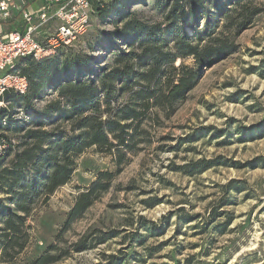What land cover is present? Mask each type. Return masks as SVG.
<instances>
[{
	"label": "rangeland",
	"instance_id": "obj_1",
	"mask_svg": "<svg viewBox=\"0 0 264 264\" xmlns=\"http://www.w3.org/2000/svg\"><path fill=\"white\" fill-rule=\"evenodd\" d=\"M110 2L94 0L87 32L53 56L62 61L67 56L90 58L96 65L110 62L111 50L97 42L114 29L115 17L101 18L96 8ZM155 3L141 0L127 7L142 21L157 23L162 10ZM256 3L263 10L235 37L236 52L202 70L175 112L160 116L150 129L151 142L130 155L110 188L65 228L76 195L99 171L115 170L111 156L94 148L75 156L70 181L47 200L31 204L24 219L25 247L0 264H26L50 245L69 251L52 264H264V0ZM45 91L31 99L38 109L55 96ZM0 109L8 110L11 119H28L5 96ZM3 119L0 131L16 145L21 132L6 128ZM205 128L210 131L186 140ZM199 160L211 162L191 175L174 169ZM231 181L236 186L228 189ZM145 199L158 203L146 207ZM99 231L115 234L96 243ZM83 236L87 248L73 251L72 243Z\"/></svg>",
	"mask_w": 264,
	"mask_h": 264
},
{
	"label": "trees",
	"instance_id": "obj_2",
	"mask_svg": "<svg viewBox=\"0 0 264 264\" xmlns=\"http://www.w3.org/2000/svg\"><path fill=\"white\" fill-rule=\"evenodd\" d=\"M138 2L112 0L96 6L101 18L115 17L114 29L97 42L111 50L110 62L96 65L90 58L67 56L62 61L51 56L26 58L18 67L28 81L27 93L6 92L4 96L10 106L22 108L28 119H11L8 110L0 109L6 128L21 132L16 145L0 156V262L11 260L13 253L25 247L24 219L31 204L37 198L47 200L70 181L75 156L94 148L111 156L115 170L99 171L76 195L66 213L65 228L110 188L130 155L151 142L150 129L159 124L160 116L168 118L175 112L202 70L236 52L235 37L263 10L256 0H156L162 21L148 23L127 7ZM186 59L192 63L186 64ZM46 89L55 96L38 109L31 99L41 98ZM209 128L196 130L186 140L206 134ZM210 162L199 160L174 169L191 175ZM235 186L231 181L228 189ZM143 203L152 207L158 201L145 199ZM215 216L213 210L211 217ZM113 234L99 231L94 238L100 243ZM87 246L85 236L71 245L76 252ZM68 253L50 245L26 264H52Z\"/></svg>",
	"mask_w": 264,
	"mask_h": 264
},
{
	"label": "built area",
	"instance_id": "obj_3",
	"mask_svg": "<svg viewBox=\"0 0 264 264\" xmlns=\"http://www.w3.org/2000/svg\"><path fill=\"white\" fill-rule=\"evenodd\" d=\"M93 12L94 0H0V106L6 92L27 93L20 63L71 47L87 32ZM14 145L0 131V156Z\"/></svg>",
	"mask_w": 264,
	"mask_h": 264
}]
</instances>
